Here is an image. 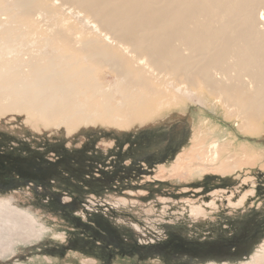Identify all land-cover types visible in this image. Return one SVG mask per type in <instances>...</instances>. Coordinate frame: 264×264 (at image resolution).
<instances>
[{
    "label": "rangeland",
    "instance_id": "374dc122",
    "mask_svg": "<svg viewBox=\"0 0 264 264\" xmlns=\"http://www.w3.org/2000/svg\"><path fill=\"white\" fill-rule=\"evenodd\" d=\"M90 10L0 0V166L20 179L0 180V264H127L80 250L94 221L176 264H264V108ZM45 88L60 103L23 97Z\"/></svg>",
    "mask_w": 264,
    "mask_h": 264
},
{
    "label": "bare ground",
    "instance_id": "6f19581e",
    "mask_svg": "<svg viewBox=\"0 0 264 264\" xmlns=\"http://www.w3.org/2000/svg\"><path fill=\"white\" fill-rule=\"evenodd\" d=\"M73 1L89 7L106 31L127 39L138 50L153 55L164 52L178 66L200 71L204 83H213L240 115L262 112L264 0ZM54 89L23 97L34 101L51 90L53 96L42 100L52 106L62 99L53 94Z\"/></svg>",
    "mask_w": 264,
    "mask_h": 264
},
{
    "label": "trees",
    "instance_id": "16d2710c",
    "mask_svg": "<svg viewBox=\"0 0 264 264\" xmlns=\"http://www.w3.org/2000/svg\"><path fill=\"white\" fill-rule=\"evenodd\" d=\"M85 162L87 163V161ZM104 174L105 172L99 175L104 176ZM99 175L97 177H99ZM10 176H12V174L10 175V173L5 172V170L0 166V180L1 181L11 180ZM12 179L14 181H20V179L16 177H13ZM98 179L100 180L97 181V183H101L99 184V186H103L102 184L103 182H101L102 181L101 177H99ZM92 180L94 179H88V180L83 179L82 182L83 184L90 185L91 182H94ZM76 181L79 182L78 178L76 179ZM82 182L80 181L79 183L82 184ZM9 183L11 182H8L7 184ZM95 222L96 221H94L92 224H94L93 228L96 229V235H93V236H90L88 234L85 235L86 237L91 238L90 241L87 240L86 238H83L84 234H82L81 239H79L80 241H82L83 246L88 247L89 253L91 254V256L97 259H101L102 261H106V262H111V261L113 262L116 259H120L121 262H124L127 264H137V262L138 263L146 262V261H149L150 259L156 258L157 256L156 259H159L161 263L163 264H176L175 259L173 260L172 258H169V257L163 258L160 254L154 252V250L150 251L148 244H147L148 246H142L136 242L131 243L128 239L121 237V235H117L118 231L116 228H113L110 225L108 226L104 222L99 223L96 226ZM167 236L169 237V239H173V241H175L176 239L173 234L171 235L169 234ZM84 239L87 240L88 242H85ZM178 244H182V243L179 242ZM71 245L75 246V243ZM145 247L147 248L148 253L145 252V249H144Z\"/></svg>",
    "mask_w": 264,
    "mask_h": 264
},
{
    "label": "flooded vegetation",
    "instance_id": "af4514ba",
    "mask_svg": "<svg viewBox=\"0 0 264 264\" xmlns=\"http://www.w3.org/2000/svg\"><path fill=\"white\" fill-rule=\"evenodd\" d=\"M132 146L134 147V145H132ZM128 147H129V146H127V145L125 146V148H128ZM131 150H132V147L130 148V152H131ZM86 161H87V160H86ZM87 164H88V165H92V163H90L89 161H87ZM127 168H128V167H127ZM71 246H73V245H70L69 248H72ZM80 250H81V251L84 250V251H86L87 253H89V249H88V247H85V248L80 249Z\"/></svg>",
    "mask_w": 264,
    "mask_h": 264
}]
</instances>
